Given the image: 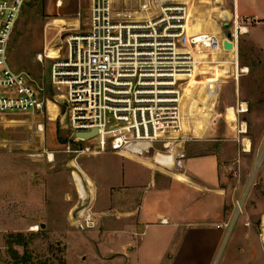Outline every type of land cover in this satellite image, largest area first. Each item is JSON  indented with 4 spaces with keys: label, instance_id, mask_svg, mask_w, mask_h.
<instances>
[{
    "label": "rangeland",
    "instance_id": "374dc122",
    "mask_svg": "<svg viewBox=\"0 0 264 264\" xmlns=\"http://www.w3.org/2000/svg\"><path fill=\"white\" fill-rule=\"evenodd\" d=\"M247 1L264 19V0ZM38 2L26 1L9 57L13 69L37 80L48 111L41 132L30 116L0 117V263L127 264L114 234L117 223L97 220L90 194L79 199L90 185L84 172L100 176L97 164L111 169L114 163L105 155L76 152L85 145L71 138L62 94L50 79L52 64L66 53L68 33L53 32L56 44L55 37L47 38L51 35ZM174 3L189 8V28L180 46L196 48L202 63L198 77L185 85L182 114L188 119L180 139L170 141L168 149L155 143L153 151L199 143L224 152L230 228L224 227L213 264H263L258 234L264 228V21L239 17L231 0H112V10L118 21H133L157 18L161 6ZM243 103L246 112H241ZM83 206L93 214L92 229H80L72 218ZM170 254L164 258L167 264Z\"/></svg>",
    "mask_w": 264,
    "mask_h": 264
},
{
    "label": "built area",
    "instance_id": "2783aa9c",
    "mask_svg": "<svg viewBox=\"0 0 264 264\" xmlns=\"http://www.w3.org/2000/svg\"><path fill=\"white\" fill-rule=\"evenodd\" d=\"M26 1L0 0V117L30 116L41 132L48 111L43 89L30 74L13 69L9 57ZM188 10L187 4L174 3L165 5L157 18L118 21L111 0H91L89 30L66 39L64 58L54 61L50 75L62 94L71 138L85 145L76 151L79 155L131 148L143 154L155 150V143L168 149L170 141L180 139L188 119L182 114L185 85L198 77L202 63L196 48L180 46L189 28ZM37 61L42 63L44 56L39 54ZM95 130L90 140L76 137ZM72 218L82 230L95 226L90 207L83 206ZM258 236L264 264V228Z\"/></svg>",
    "mask_w": 264,
    "mask_h": 264
},
{
    "label": "crops",
    "instance_id": "0c3cea01",
    "mask_svg": "<svg viewBox=\"0 0 264 264\" xmlns=\"http://www.w3.org/2000/svg\"><path fill=\"white\" fill-rule=\"evenodd\" d=\"M36 1L51 35L47 38L55 37V44L53 32H66L67 39L89 30L91 0ZM231 2L239 17L264 21L247 0ZM205 147L184 144L176 152L161 155L169 160L158 157V164L155 158L160 154L153 150L138 154V148H131L94 154L105 155L114 165L105 169L97 164L100 176L84 172L87 185L90 183L88 194L97 203V220L104 224L111 218L117 223L114 234L127 264H167L164 258L170 253L171 264H213L228 223L223 166L228 157ZM112 157L123 159V163ZM1 238L0 233V244ZM158 258H162L160 262Z\"/></svg>",
    "mask_w": 264,
    "mask_h": 264
},
{
    "label": "bare ground",
    "instance_id": "6f19581e",
    "mask_svg": "<svg viewBox=\"0 0 264 264\" xmlns=\"http://www.w3.org/2000/svg\"><path fill=\"white\" fill-rule=\"evenodd\" d=\"M111 5H112V0H111ZM163 7H164V5L163 6H161L160 7V10H159V12H158V16H160L161 15V13H162V9H163ZM243 31V30H242ZM242 73H246L247 72V70H246V68L245 69H243L242 71H241ZM195 78H192V80L191 81H193ZM183 103V102H182ZM241 112H246L247 111V105L245 104V103H243L242 105H241ZM182 128H183V126H182ZM245 129V128H244ZM243 133L245 132V130H243L242 131ZM183 133V130H182V132L180 133V134H182ZM178 136V135H177ZM174 137H176V136H174ZM79 195H80V197L82 198V199H87L88 198V193L86 192V194H84V195H81L80 193H79Z\"/></svg>",
    "mask_w": 264,
    "mask_h": 264
},
{
    "label": "water",
    "instance_id": "95a60500",
    "mask_svg": "<svg viewBox=\"0 0 264 264\" xmlns=\"http://www.w3.org/2000/svg\"><path fill=\"white\" fill-rule=\"evenodd\" d=\"M98 131L95 130L93 132H90V133H77L76 134V137L78 138H82V139H85V140H90L91 138L95 137L97 135ZM221 149V148H220ZM160 157L162 158H165L164 156H161ZM164 160H169L168 158H165ZM42 227L44 228V225H42Z\"/></svg>",
    "mask_w": 264,
    "mask_h": 264
}]
</instances>
